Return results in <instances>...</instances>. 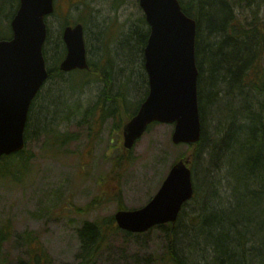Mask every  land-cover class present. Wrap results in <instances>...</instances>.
<instances>
[{
  "label": "trees",
  "instance_id": "16d2710c",
  "mask_svg": "<svg viewBox=\"0 0 264 264\" xmlns=\"http://www.w3.org/2000/svg\"><path fill=\"white\" fill-rule=\"evenodd\" d=\"M91 1L68 0L64 6L66 9H79L73 23H81L84 27L86 50L89 37L86 35V41L85 29L87 32L88 23L94 21L95 45L99 52L97 60L88 59V70L71 71L70 79H63V72L58 70L57 63L65 54L61 30L70 24L69 18L63 19L58 32L59 39L54 44L50 43L51 36L47 28L42 53L45 62L47 54H51L52 65H46L49 76L44 85L61 77L60 82L67 86L61 90L58 88V94H48L50 97L45 99L47 106H43L34 116V123L35 129L45 131L51 140L50 146L55 147L77 139V136L59 130L55 126L57 120H70L80 115L79 123L86 125L87 136L94 139L106 120L111 119L110 131L114 135V144L108 149L114 150L109 156L111 167L115 171L117 166L124 167L130 160L127 155L131 152L122 147L123 123L132 117L148 93L143 50L149 28L144 15L137 21H132L126 30L116 21L102 25L92 17ZM126 2L127 0H110L108 3L111 10L116 12ZM179 2L183 12L196 22L195 57L201 137L199 142L187 145L190 152L181 153L173 162L188 159L192 173L194 166L198 169L205 168L207 173L200 170L202 180L199 184H194L192 200L199 203V211L190 215V225L187 228L176 225L183 215L182 209L174 224L157 226L168 237L164 259L172 264H264V74L260 67V55L264 51V0H258L256 7L252 6L254 0ZM17 5L18 0H0V40L11 37L9 22ZM236 10H241L243 18L235 17ZM252 69L259 71L258 76L254 75L256 72L253 73ZM89 75L99 84V90L96 100L81 112V100L68 94L76 92ZM134 75L137 76V81L132 89ZM41 90L32 104L39 98ZM131 93L133 98H130ZM31 110L32 105L24 130L25 144L30 135L29 128L33 118ZM41 113L44 115L40 120ZM209 115L214 123L211 135L206 133ZM242 120L245 124H239ZM154 124L156 123L149 125L148 129ZM201 152L208 154L209 168L216 170L220 165L225 167L223 178L226 189L230 192L228 198L234 200L237 206L239 201L234 192H237V185L243 186L238 195L249 199L247 206L241 203L238 209H234L236 204H233L205 214L209 203L206 199L207 189L209 186L214 198L215 182L213 177L208 179V167L201 166L200 159L198 164L197 158ZM22 153L23 150L0 159V162H4L0 171L3 177H14L13 173L7 172V168L22 161L17 160V156ZM202 184H207V188L204 189ZM80 210L86 211L87 208ZM112 221L113 216L101 221H84L78 229L82 249L78 264H95L96 255L104 240L114 231L126 236L133 235L113 228ZM9 234L8 225L0 228V255ZM25 239L30 246L35 240L30 234ZM38 250L36 245L30 264H49Z\"/></svg>",
  "mask_w": 264,
  "mask_h": 264
},
{
  "label": "rangeland",
  "instance_id": "374dc122",
  "mask_svg": "<svg viewBox=\"0 0 264 264\" xmlns=\"http://www.w3.org/2000/svg\"><path fill=\"white\" fill-rule=\"evenodd\" d=\"M67 1L55 0V11L46 18L50 43L54 44L59 39L58 32ZM108 2L110 0L91 1L92 17L102 25L116 21L126 30L132 21H137L143 15L138 0H127L116 12L111 10ZM79 12V9L68 7L66 14L69 22ZM93 22L88 23L85 38L87 41V36L89 37L88 59L96 61L99 52L96 50ZM50 57L51 54H47V66L52 65ZM260 57V67L264 74V51ZM70 77L69 73H63V79L68 80ZM60 78L46 83L39 98L32 104L33 118L29 128V140L23 153L17 156V160L22 159L24 163L20 161L7 168V172L13 173L14 177H3L0 172V228L8 225L10 231L8 239L2 245V264H30L36 245L40 255L49 264H78L82 256L78 229L84 221H101L113 216L120 206L128 209L143 206L161 185L174 159L183 152H190L186 144L172 143V124L156 123L135 143L131 153L127 155L130 157L128 163L124 167L117 166L113 171L109 155L114 150L108 149L114 144V135L110 131L111 119L106 120L93 139L87 136L86 125L79 123L80 115L70 120H57L55 125L59 130L77 136V139L55 147L50 146L51 140L45 131L35 129L34 116L43 106H47L45 99L50 97L48 94H58V88L61 90L67 86L60 82ZM133 81L132 89L135 88L136 75L133 76ZM98 90L99 84L89 75L76 92L68 95L81 100L80 110L83 112L89 103L96 100ZM133 97L131 93L130 98ZM43 115L44 113L40 114V120ZM211 118L209 115L207 135L213 133L214 123ZM239 124H245V121H239ZM197 159L198 164L200 159V165L208 167L210 159L206 152H201ZM3 164L4 162H0V171ZM199 168L193 167L194 184H199L202 180L200 170L207 173L205 168ZM225 172L223 165L216 170L208 167V179L213 177L215 182V197H212L208 186L206 199L209 203L208 208L205 207V214L233 204H236L234 209H238L241 203L248 205L249 199L238 195L242 185H237V192H234L236 200L239 201L238 206L234 200L228 198L230 192L226 189L223 178ZM202 186L207 188V184ZM198 205L197 201H189L176 225L187 228L190 225V215L199 211ZM80 208L87 210L81 211ZM243 215L247 216L245 213ZM112 225L117 228L114 220ZM27 234L35 238L32 246L25 239ZM167 245V235L157 226L131 236L114 231L104 240L96 255L95 264H172L164 259Z\"/></svg>",
  "mask_w": 264,
  "mask_h": 264
},
{
  "label": "water",
  "instance_id": "95a60500",
  "mask_svg": "<svg viewBox=\"0 0 264 264\" xmlns=\"http://www.w3.org/2000/svg\"><path fill=\"white\" fill-rule=\"evenodd\" d=\"M138 4L149 27L143 50L148 94L123 125V148L132 149L153 122L173 125L172 143L194 144L201 137L196 22L182 11L179 0H138ZM53 10V0H19L10 21L11 38L0 40V158L24 148L28 110L48 76L42 47L45 17ZM61 36L66 54L59 69H87L82 24L65 26ZM193 192L188 159H179L144 206L117 210L114 219L130 233L173 223Z\"/></svg>",
  "mask_w": 264,
  "mask_h": 264
},
{
  "label": "bare ground",
  "instance_id": "6f19581e",
  "mask_svg": "<svg viewBox=\"0 0 264 264\" xmlns=\"http://www.w3.org/2000/svg\"><path fill=\"white\" fill-rule=\"evenodd\" d=\"M60 1V0H59ZM258 0H254V2H253V4H252V6H255L256 7V2H257ZM18 3H19V0H18ZM181 5V4H180ZM246 5V4H245ZM53 6H54V11H55V0H54V2H53ZM58 6H60L61 7V5L60 4H58ZM66 8H65V10H63V12H64V18L63 19H65L66 17H68L69 18V16H68V14H66ZM241 10H236V11H234V15H235V17H237L238 19L239 18H243V15H242V13L240 12ZM187 15V14H186ZM188 16V15H187ZM75 18V16L72 18V20L70 21L71 22V24H72V22H73V19ZM144 19H145V17H144ZM69 20V19H68ZM145 22H146V20H145ZM67 25H70V24H67ZM67 25H65V26H67ZM146 25H148L147 24V22H146ZM104 38H105V36H104ZM106 39H108V36H107V38ZM195 40H196V35H195ZM105 41V40H104ZM65 54H66V50H65ZM64 54V55H65ZM195 61H196V57H195ZM197 65V64H196ZM58 70L59 71H61L60 69H59V64H58ZM78 70H85V69H78ZM47 72H48V70H47ZM252 72L253 73H255L254 75L255 76H258V73H259V71H255V70H253L252 69ZM48 76H49V72H48ZM48 76H47V78H48Z\"/></svg>",
  "mask_w": 264,
  "mask_h": 264
}]
</instances>
